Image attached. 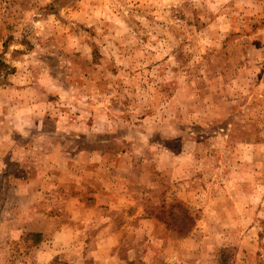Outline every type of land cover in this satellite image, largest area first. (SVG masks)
Here are the masks:
<instances>
[{
	"label": "rangeland",
	"instance_id": "rangeland-1",
	"mask_svg": "<svg viewBox=\"0 0 264 264\" xmlns=\"http://www.w3.org/2000/svg\"><path fill=\"white\" fill-rule=\"evenodd\" d=\"M0 264H264V0H0Z\"/></svg>",
	"mask_w": 264,
	"mask_h": 264
}]
</instances>
